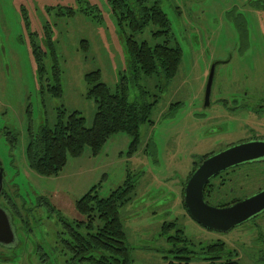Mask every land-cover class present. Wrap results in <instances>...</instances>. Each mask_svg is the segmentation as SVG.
<instances>
[{"label": "rangeland", "instance_id": "rangeland-1", "mask_svg": "<svg viewBox=\"0 0 264 264\" xmlns=\"http://www.w3.org/2000/svg\"><path fill=\"white\" fill-rule=\"evenodd\" d=\"M158 4L169 19L172 44L181 50L177 71L166 85L157 75L140 72L133 78L125 36L107 0H0L1 181L11 200L15 192L18 199L12 205L27 218L23 227L13 221L16 240L11 246L17 244L10 249L1 246L7 259L3 264H18L13 254L24 255L22 264H38L35 241L50 252L42 239L61 229L55 218L58 211L70 220L84 219L75 201L92 186H97L99 197H107L129 181L131 198L119 208V216L132 264L175 261L168 237L178 228L194 242L219 236L202 232L186 216L182 188L192 154L234 139L231 131L239 119L226 114H230L227 109H235L240 93L264 89V0H158ZM46 25L51 28L55 62L48 47L41 45L46 70L39 76L29 40L34 39L31 29L39 38ZM156 27L148 23L135 40L151 46L160 42L152 34ZM216 61L209 105L204 107L208 73ZM53 66L59 69L60 96H53L47 87L53 84ZM95 71L112 92L124 77L129 101L156 98L151 121L139 128L133 154L129 155L131 137L119 132L97 155L85 146L81 155L67 156L57 175L37 174L25 154L29 133L42 124L51 126L60 109L77 112L90 127L96 103L87 95L84 77ZM223 129L227 131L206 138ZM48 203L55 210L50 212ZM241 229L220 238L237 246L244 240ZM236 260L264 264V259L256 262L245 252H239Z\"/></svg>", "mask_w": 264, "mask_h": 264}, {"label": "trees", "instance_id": "trees-1", "mask_svg": "<svg viewBox=\"0 0 264 264\" xmlns=\"http://www.w3.org/2000/svg\"><path fill=\"white\" fill-rule=\"evenodd\" d=\"M107 1L120 30L124 33V47L133 78H137L136 73L141 72L146 76H159L163 85L169 83L179 66L181 50L177 44H172L169 19L158 4V0ZM69 12L73 10L69 9ZM150 22L157 26L152 30V34L160 39V42L153 46L146 41L135 40V34L142 31ZM24 25L28 27V20L25 18ZM50 29L46 25L39 38H37L36 30L31 29L30 33L34 35V39L29 40V44L39 76L44 75L46 70L43 60L45 46L50 50L55 62L54 41H52ZM52 75L53 84L47 87L50 88L53 96H60L61 84L58 67H52ZM99 76V71H95L84 77L89 86L87 95L92 97L96 103V112L90 127L85 126L84 118L77 112L67 113L64 109H60L51 126L42 124L35 133H29L30 141L27 142L25 154L29 168L37 174L57 175L66 164L67 156L81 155L85 146L90 148L92 155H97L107 139L119 132H124L131 137L129 155L133 154L139 141V128L143 123L151 121L149 116L156 98L151 102L129 101L124 77L112 92L105 83L100 81ZM96 187L92 186L75 201V208L84 219L70 220L59 211L55 214L56 223H61V229L56 230L52 236L42 239L49 253L44 252L43 245L35 241L33 249L38 264H57V262L63 264H132L130 250L125 242L126 233L119 216V208L130 200L129 194L133 190V184L129 181L124 186L113 190L107 197H99ZM12 193L14 196L11 200L3 188L0 202L2 201V205L12 212L13 220L17 222V225L23 227L27 218L13 206L16 203L14 199L18 198L13 190ZM48 208L50 212L55 210L49 203ZM168 241L172 244L169 252L175 261L170 260L167 264H188L187 244L182 237L181 230L175 231ZM10 248L5 246V249ZM202 249L203 252L198 253L200 255L198 259L213 260L209 264H240L236 260L237 255L227 254L221 244L205 246ZM4 253L6 252L2 254L0 252V263L2 264L4 261L7 262ZM23 256L13 254L11 257L15 262L18 260V264H22ZM29 261L34 262L32 259Z\"/></svg>", "mask_w": 264, "mask_h": 264}, {"label": "flooded vegetation", "instance_id": "flooded-vegetation-1", "mask_svg": "<svg viewBox=\"0 0 264 264\" xmlns=\"http://www.w3.org/2000/svg\"><path fill=\"white\" fill-rule=\"evenodd\" d=\"M217 62L218 61L213 64H216ZM221 100L224 102L223 99ZM233 100H236V98L234 97ZM208 105L204 104V107H207ZM234 107L235 109H227L230 114H226L229 117L239 119L238 126L231 131V135L234 139L227 141L221 147H210L199 153L192 154L190 157L191 164L186 171V179L182 188V204L185 208L186 216L200 227L202 232H206L207 234L213 232L219 236L212 241L199 240L198 242H194L191 237L188 238L186 234H183L182 228H178L181 230L182 237L187 244V256L189 257L188 264H209V262L213 260L198 259V256H200L198 253L203 252L202 248L205 246L219 244H221V247L229 255L235 256L238 255L239 252H245L251 256H255L256 262H260L264 259V208L242 223L237 224L226 231H218L205 227L198 222L192 216L191 210L187 205V202H185L186 188L190 181L191 186L193 184L195 190L201 188V198L196 202L191 200L192 207H196L198 210H204V208L208 206L217 209L230 207L245 199L251 198L260 192H264V89L257 90L253 88L250 89L249 93H243L242 91L238 96V101ZM217 118V115L212 117V119ZM226 131L227 129H223L216 134L207 135L206 138H212L217 134ZM253 142L261 145L260 150H254L252 152V156L213 172L204 181L202 177L200 179H195L193 183V174L207 159L235 145ZM0 207L5 210L6 214L8 211L9 214L7 215L9 217V223L14 233V239L10 244H0V246L13 248L17 242L15 241V245L11 246L14 240H16L12 212L8 208L5 209L1 204ZM241 227V234L243 235L244 240L239 245L234 246L230 242L220 238V236H226L234 229ZM173 235L169 237L171 238ZM201 256L205 257L204 255ZM58 264L63 263L58 262Z\"/></svg>", "mask_w": 264, "mask_h": 264}, {"label": "water", "instance_id": "water-1", "mask_svg": "<svg viewBox=\"0 0 264 264\" xmlns=\"http://www.w3.org/2000/svg\"><path fill=\"white\" fill-rule=\"evenodd\" d=\"M214 68L215 64H212L207 77L204 95L205 105L209 104ZM260 145L254 142L235 145L207 159L193 174V183L195 179H200L202 177L204 181L213 172L243 159L249 158L252 156V152L254 150H260ZM1 167L2 166L0 165V193L3 188L1 181ZM201 195V188L195 190L194 185L192 184L191 186L190 181L186 188L185 202H187L192 216L205 227L218 231H226L247 220L250 216L256 214L264 208V192H260L255 196L238 202L230 207L217 209L208 206L205 207L204 210H198L196 207H192L191 200L196 202L201 198ZM13 239L14 233L9 223V217L5 210L0 207V244L8 245L13 241Z\"/></svg>", "mask_w": 264, "mask_h": 264}]
</instances>
